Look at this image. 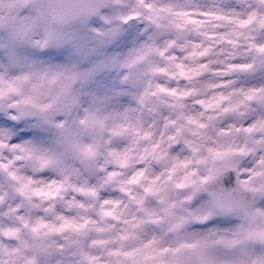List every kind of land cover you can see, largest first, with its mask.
Masks as SVG:
<instances>
[{"label": "clouds", "instance_id": "9594fccd", "mask_svg": "<svg viewBox=\"0 0 264 264\" xmlns=\"http://www.w3.org/2000/svg\"><path fill=\"white\" fill-rule=\"evenodd\" d=\"M0 264H264V0H0Z\"/></svg>", "mask_w": 264, "mask_h": 264}]
</instances>
